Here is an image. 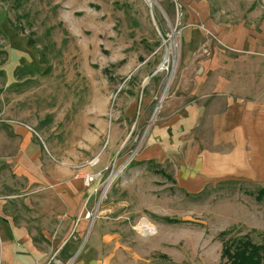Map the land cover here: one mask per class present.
<instances>
[{
	"label": "rangeland",
	"instance_id": "obj_1",
	"mask_svg": "<svg viewBox=\"0 0 264 264\" xmlns=\"http://www.w3.org/2000/svg\"><path fill=\"white\" fill-rule=\"evenodd\" d=\"M219 94L264 123V0H0V264H228L227 230L264 246V146L221 176L236 146L199 121Z\"/></svg>",
	"mask_w": 264,
	"mask_h": 264
},
{
	"label": "crops",
	"instance_id": "obj_2",
	"mask_svg": "<svg viewBox=\"0 0 264 264\" xmlns=\"http://www.w3.org/2000/svg\"><path fill=\"white\" fill-rule=\"evenodd\" d=\"M209 97H204L206 101L201 106L203 115L199 119L201 123H204L201 131L204 132V128H207L204 133L213 141L206 144L213 146L216 152L225 146H236L232 151L233 155L216 156V160L221 161V165L214 166L216 169L221 168L222 177L248 178L251 175L249 171L255 169L254 162L250 157L252 146L255 143L264 146L263 120L259 119L256 122L253 120V112L257 111V107L245 99L242 101L238 96L231 94H219L214 99ZM195 104L188 106L189 113L196 112ZM253 137L256 139L258 137L259 142L253 140ZM202 139L204 138L202 137ZM212 150L208 149L207 151Z\"/></svg>",
	"mask_w": 264,
	"mask_h": 264
},
{
	"label": "trees",
	"instance_id": "obj_3",
	"mask_svg": "<svg viewBox=\"0 0 264 264\" xmlns=\"http://www.w3.org/2000/svg\"><path fill=\"white\" fill-rule=\"evenodd\" d=\"M222 259L228 264H264V246L256 244L248 236L235 237L233 230L222 232Z\"/></svg>",
	"mask_w": 264,
	"mask_h": 264
},
{
	"label": "bare ground",
	"instance_id": "obj_4",
	"mask_svg": "<svg viewBox=\"0 0 264 264\" xmlns=\"http://www.w3.org/2000/svg\"><path fill=\"white\" fill-rule=\"evenodd\" d=\"M147 2H149L150 0H146Z\"/></svg>",
	"mask_w": 264,
	"mask_h": 264
}]
</instances>
